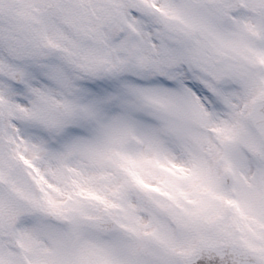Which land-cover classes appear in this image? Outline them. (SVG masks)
I'll return each mask as SVG.
<instances>
[{
  "label": "snow or ice",
  "instance_id": "snow-or-ice-1",
  "mask_svg": "<svg viewBox=\"0 0 264 264\" xmlns=\"http://www.w3.org/2000/svg\"><path fill=\"white\" fill-rule=\"evenodd\" d=\"M0 264H264V0H0Z\"/></svg>",
  "mask_w": 264,
  "mask_h": 264
}]
</instances>
